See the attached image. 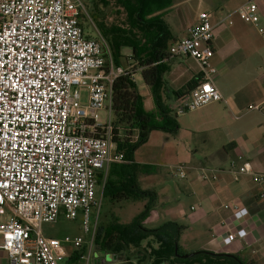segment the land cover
<instances>
[{
    "label": "built area",
    "instance_id": "1",
    "mask_svg": "<svg viewBox=\"0 0 264 264\" xmlns=\"http://www.w3.org/2000/svg\"><path fill=\"white\" fill-rule=\"evenodd\" d=\"M258 2L248 0L237 15L264 41ZM84 18H90L84 0H0V252L11 264L66 263L65 242L46 237L42 226L61 215L76 220L80 214L90 241L76 237L69 242L75 251L85 250L76 264H93L99 175H105V183L110 166L126 162L117 139L135 143L139 138L138 133L116 134L112 89L127 70L114 66L103 38L85 35ZM213 41L210 16L203 12L187 36L170 46L172 57L193 59L201 69L177 114L224 100L214 83ZM82 88L87 90L84 104ZM248 110L264 115V100ZM200 171L202 176L218 173L214 168ZM228 172L234 182L252 176L264 183V175L255 174L241 157L230 161ZM172 174L187 177L184 165ZM226 208L239 210L236 204ZM248 237L230 232L226 240L248 245Z\"/></svg>",
    "mask_w": 264,
    "mask_h": 264
},
{
    "label": "crops",
    "instance_id": "2",
    "mask_svg": "<svg viewBox=\"0 0 264 264\" xmlns=\"http://www.w3.org/2000/svg\"><path fill=\"white\" fill-rule=\"evenodd\" d=\"M178 1L174 0V6L164 17L175 40L187 36L201 13L210 16L214 34L211 63L217 70L214 83L224 100L178 114L179 131L176 134L151 132L149 137L153 134L159 137L161 150L173 153L168 163L137 159L134 163L153 167V172L167 173L173 178L170 169L185 166L187 177L182 179L184 184L171 189L164 187V192L143 188L156 192L162 199L159 205L166 209L176 202V206L166 213L169 218L174 217V222L186 227L180 238L184 251L236 254L248 263L264 264V183L255 182L252 176H243L239 182H234L228 172L230 161L241 157L251 165L255 174L264 175V115L248 110L250 105L264 100V41L253 25L244 23L237 15L239 7L248 0ZM258 6L264 25V0H259ZM181 7L184 10L195 7L200 12L194 14L191 10L189 20L185 21ZM169 15L175 33L166 20ZM230 21L232 25H229ZM122 52L127 56L131 50ZM172 61L175 65L169 63L163 74V100L177 112L188 94L186 87L199 80L201 69L195 60L187 57H176ZM121 68L128 70L123 60ZM145 90L153 100L150 88L146 86ZM177 92L182 96L176 97ZM153 110L154 106L147 111ZM202 168H214L218 173L208 172L202 176ZM143 176L140 173L139 179ZM173 194H177L175 201ZM185 199L196 202L191 205V214L188 215L182 207ZM232 204L238 205L239 210L226 208ZM154 210L155 207L152 216ZM230 232L248 233V245L240 241L228 242L226 237ZM192 241L195 244H190ZM67 252L69 260L76 251ZM0 264H11L7 253L0 252Z\"/></svg>",
    "mask_w": 264,
    "mask_h": 264
},
{
    "label": "trees",
    "instance_id": "3",
    "mask_svg": "<svg viewBox=\"0 0 264 264\" xmlns=\"http://www.w3.org/2000/svg\"><path fill=\"white\" fill-rule=\"evenodd\" d=\"M86 0H84L85 3ZM119 13L124 15L123 25L106 27L98 23L96 5L109 7L110 0H92L91 13L100 35L109 45L115 67H121L122 51L131 50V57L138 64L133 70L117 78L112 89V111L114 124L118 127L116 134L134 135L139 138L135 143L118 142V150L125 155L126 162L112 164L106 181L105 175H99V184L103 186V198L111 202L145 200L144 210L135 220L122 224L118 220L109 225H101L95 237V249L98 252L111 254L114 258H124L125 264H251L240 255L198 251L192 258L183 259L178 256L187 255L180 245V238L186 227L168 221L156 229H149L145 222L150 217L156 202L157 194L151 190H143L139 186V174L153 172V167L136 165L134 153L146 142L151 132L164 131L176 134L179 131L178 114L171 105L163 100V74L173 58L169 53L170 46L176 41L170 32L164 17L174 6V0H114ZM98 21V22H97ZM140 72L146 86L152 92L155 109L144 108L143 97L135 80ZM197 84V80L186 87L189 92ZM182 93H175L181 97ZM187 94V95H188ZM133 252V253H131ZM85 253L76 251L66 264H76Z\"/></svg>",
    "mask_w": 264,
    "mask_h": 264
},
{
    "label": "rangeland",
    "instance_id": "4",
    "mask_svg": "<svg viewBox=\"0 0 264 264\" xmlns=\"http://www.w3.org/2000/svg\"><path fill=\"white\" fill-rule=\"evenodd\" d=\"M111 5L109 7H103L101 5H96L95 13L97 15V21L98 23L102 22L106 27H112L116 25H123L125 17L121 13H119V9L117 5L115 4L114 0H110ZM178 1V0H177ZM177 5H181L180 2H177ZM85 6L87 9V12L90 16V18H84L83 28L85 35L89 38H103L100 35V32L95 24V20L93 18V15L91 13V10H93L92 6V0H86ZM183 10L184 14V20H189V14L191 13V10L194 14L199 13L200 11L197 8H193L189 10V8H186L187 10H184V7L180 8ZM169 15L166 20H170ZM171 26V30L173 31V24L171 21L169 22ZM174 32V31H173ZM175 33V32H174ZM178 35V34H177ZM104 39V38H103ZM105 40V39H104ZM262 50L264 51V44L262 43ZM127 48H124L126 50ZM128 50V49H127ZM123 53V52H122ZM124 55V54H123ZM264 56V54H263ZM122 60L125 62V67L128 68V70H133L135 67H138V64L135 60L132 59L131 53L127 56L124 55ZM171 65H175V63L171 60L169 61ZM174 63V64H173ZM135 80L139 86L140 93L143 97V104L145 109L152 110L153 109V100L149 99L148 94H146L147 90L146 85L143 79V76L141 73L136 74ZM82 93V103H86L87 101V90L85 88L80 89ZM155 109V106H154ZM186 116V115H185ZM100 121L105 122V112L99 113ZM161 141H159V137L157 134H153L151 137L148 138L146 142L141 144L134 153V159L137 160H155L156 162H164L168 163L169 159L172 157L173 153L169 152V150H161L160 149ZM168 168V167H164ZM171 173L173 171V168L170 169ZM144 174H142L143 176ZM140 176V174L138 175ZM139 178V177H138ZM139 186L143 189L146 188H154L155 190H158L160 192H164L166 189L175 188V186L184 184V181L182 179H179L174 176L171 177L167 173L164 174H158V171L151 173H146L142 178L138 181ZM164 187H166L165 190ZM179 195V193H177ZM177 194H173V200L177 198ZM96 196L97 201L100 205L99 210V217H98V227L101 225H109L111 222L118 220L122 224H128L136 219V217L144 210L146 201L140 200V201H122V202H111L108 199L103 198V188L102 186H99L96 190ZM161 196V194H160ZM162 199L161 197L157 199V203L155 205L156 211L153 213V216L145 222V226L149 229H156L163 225L165 222L169 220H174V217L169 218L168 213H166V210L169 211V209H173L174 205L176 206V202H173V205L167 207L168 209L164 208L162 205H159L161 203ZM196 203L193 199H185L183 200V209L185 214H191L190 207L192 204ZM95 216L96 212L94 211L90 216V229L94 228L95 223ZM43 233L48 238H55L59 239L63 242H65L66 250L75 252V249L73 245L69 242L70 240H73L76 237H82L85 241H90L91 234L86 233L84 229V219L83 215L80 214L76 220H68L64 215H61L60 218L55 223H47L42 226ZM198 234V233H195ZM195 244V241L190 242V244ZM194 246V245H193ZM92 260L93 264H125L124 258L116 259L111 254H106L104 252H98L94 247L92 249ZM189 250V249H188ZM188 254L191 253V251H186ZM133 253V252H131ZM134 264H137L136 261H134Z\"/></svg>",
    "mask_w": 264,
    "mask_h": 264
},
{
    "label": "water",
    "instance_id": "5",
    "mask_svg": "<svg viewBox=\"0 0 264 264\" xmlns=\"http://www.w3.org/2000/svg\"><path fill=\"white\" fill-rule=\"evenodd\" d=\"M196 254H198V252L190 253V254L183 255V256H180V255L178 254V256L181 257V258H183V259H187V258H192V257H194Z\"/></svg>",
    "mask_w": 264,
    "mask_h": 264
}]
</instances>
